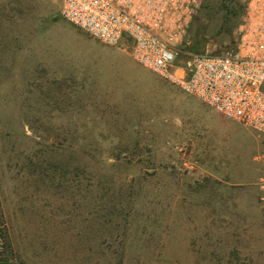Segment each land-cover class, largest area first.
<instances>
[{
    "label": "rangeland",
    "instance_id": "374dc122",
    "mask_svg": "<svg viewBox=\"0 0 264 264\" xmlns=\"http://www.w3.org/2000/svg\"><path fill=\"white\" fill-rule=\"evenodd\" d=\"M247 0L178 46L233 49ZM0 0V261L264 264V137L61 16Z\"/></svg>",
    "mask_w": 264,
    "mask_h": 264
},
{
    "label": "built area",
    "instance_id": "2783aa9c",
    "mask_svg": "<svg viewBox=\"0 0 264 264\" xmlns=\"http://www.w3.org/2000/svg\"><path fill=\"white\" fill-rule=\"evenodd\" d=\"M204 0H63L61 16L186 95L264 137V0H247L235 48L191 53L178 46Z\"/></svg>",
    "mask_w": 264,
    "mask_h": 264
},
{
    "label": "crops",
    "instance_id": "0c3cea01",
    "mask_svg": "<svg viewBox=\"0 0 264 264\" xmlns=\"http://www.w3.org/2000/svg\"><path fill=\"white\" fill-rule=\"evenodd\" d=\"M0 264H14V263H12V262H2V261H0Z\"/></svg>",
    "mask_w": 264,
    "mask_h": 264
},
{
    "label": "trees",
    "instance_id": "16d2710c",
    "mask_svg": "<svg viewBox=\"0 0 264 264\" xmlns=\"http://www.w3.org/2000/svg\"><path fill=\"white\" fill-rule=\"evenodd\" d=\"M226 3L230 4L232 0H225Z\"/></svg>",
    "mask_w": 264,
    "mask_h": 264
}]
</instances>
